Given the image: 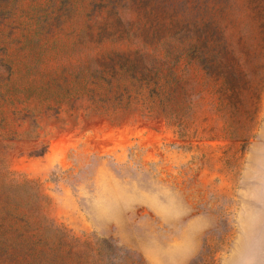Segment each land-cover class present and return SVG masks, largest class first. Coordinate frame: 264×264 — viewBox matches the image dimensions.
<instances>
[{
  "label": "rangeland",
  "instance_id": "374dc122",
  "mask_svg": "<svg viewBox=\"0 0 264 264\" xmlns=\"http://www.w3.org/2000/svg\"><path fill=\"white\" fill-rule=\"evenodd\" d=\"M0 264H264V0H0Z\"/></svg>",
  "mask_w": 264,
  "mask_h": 264
}]
</instances>
